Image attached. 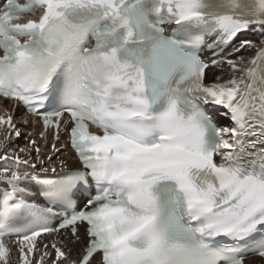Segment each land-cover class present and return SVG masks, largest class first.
I'll list each match as a JSON object with an SVG mask.
<instances>
[{"label":"snow or ice","instance_id":"obj_1","mask_svg":"<svg viewBox=\"0 0 264 264\" xmlns=\"http://www.w3.org/2000/svg\"><path fill=\"white\" fill-rule=\"evenodd\" d=\"M0 97V264L264 258V0H0Z\"/></svg>","mask_w":264,"mask_h":264},{"label":"bare ground","instance_id":"obj_2","mask_svg":"<svg viewBox=\"0 0 264 264\" xmlns=\"http://www.w3.org/2000/svg\"><path fill=\"white\" fill-rule=\"evenodd\" d=\"M250 38L253 39V40H258V37H256V36H252ZM254 54H255L254 53V50H252V51H245V52H242L241 53V55L244 56L245 58H248L249 56L254 55ZM215 71H217V73L219 72L218 69H216ZM211 76H212V73L209 72V78H211ZM23 120H27L28 121L27 126L24 125ZM15 122L17 123L18 127H20L21 132H22V136H21L20 140L17 143L19 144V147H26L25 137H27L28 136V133L31 132V130H33V129L31 127L30 123H29L28 118L26 116L20 115V112L19 111H16V119H15ZM0 139H3V135H0ZM37 143H38V140H37ZM40 147H41V149H43L42 146H40ZM62 159H67V158L63 157ZM67 161L69 162L68 159H67ZM77 250H78V248L73 252V255L74 256L76 255ZM17 259H18V253L14 251L12 253V260H13L14 264H15V261ZM248 264H264V260H262L261 258H258V257H251L248 260Z\"/></svg>","mask_w":264,"mask_h":264}]
</instances>
